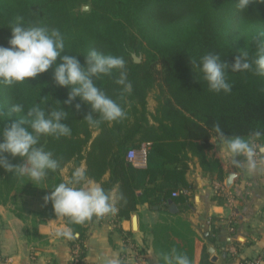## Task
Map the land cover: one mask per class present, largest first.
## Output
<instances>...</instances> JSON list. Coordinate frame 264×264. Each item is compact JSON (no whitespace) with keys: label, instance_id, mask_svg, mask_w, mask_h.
<instances>
[{"label":"trees","instance_id":"trees-1","mask_svg":"<svg viewBox=\"0 0 264 264\" xmlns=\"http://www.w3.org/2000/svg\"><path fill=\"white\" fill-rule=\"evenodd\" d=\"M236 3L237 0H0V46L8 47L9 22L22 16L27 24L58 28L67 47L61 55H76L82 65L91 49L123 56L132 84L131 93L121 95L114 78L102 77L96 82L121 105L126 116L93 128L83 119L88 114L96 118L98 113L91 112L79 98L65 104L68 89L54 82L50 67L35 78H26L24 84L0 85V114H6L0 119V128L17 119L10 111L12 103L31 106L46 95L45 108H58L59 102L68 113L61 122L71 128V135L59 140L41 138L40 143L60 161V168L48 173L51 187L63 181L64 168L69 169V177L74 167L83 165L89 178L100 182L105 190L118 185L116 214L128 218L139 200L135 189L141 186L138 176L142 174L148 182L155 177L162 180L154 189H145L144 199L166 209V201L178 186L188 187L184 180L188 153L202 160L210 137L215 136V124L222 127L225 135L247 137L256 130L264 132V77L250 71L232 73L229 67L226 71L232 91L214 93L192 68L191 59L198 61L209 52L219 54L229 65L241 48L248 51L250 59L254 57L253 37L264 31V3L253 0L246 10L237 9ZM132 53L141 57L140 62L133 61ZM150 94L156 101L154 112L147 109ZM76 104H80L79 110ZM141 141L151 145L146 169L142 170L126 159V152L138 148ZM3 155L12 164L22 163L19 157ZM106 173L109 176L104 179ZM20 185L12 173L0 168V204H6ZM175 200L187 202L182 193ZM52 211L50 202L49 209L40 214L52 216ZM85 225L86 222L70 226L77 233L70 243L71 249L77 250L75 264H84ZM218 235L219 228L212 223L209 240L213 242ZM199 264H212L205 244Z\"/></svg>","mask_w":264,"mask_h":264},{"label":"clouds","instance_id":"clouds-1","mask_svg":"<svg viewBox=\"0 0 264 264\" xmlns=\"http://www.w3.org/2000/svg\"><path fill=\"white\" fill-rule=\"evenodd\" d=\"M255 2L264 3V0ZM251 3L253 0H237L236 7L246 10ZM9 26L11 34L7 41L8 47L0 46V85L24 84L26 78H35L51 67L54 82L68 89L65 104L79 98L90 106L91 112L98 113L96 118L91 114L84 117L83 120L90 127L98 128L104 122H118L125 118L126 113L121 105L96 86L102 77H109L114 78V83L121 89V95L131 93L132 84L128 80L123 56L91 49L85 55V63L82 65L76 55H61L67 47L65 36L58 28L39 23L27 24L22 16H16L9 22ZM253 40L256 48L251 59L248 51L241 48L229 65L219 54L209 52L198 61L191 59L193 71L207 84L209 91L225 94L232 91V85L227 79L229 72L226 70L229 67L232 73L250 71L264 77V31L257 32ZM44 97L31 106L22 102L12 103L10 111L16 114L17 119L9 126L0 128V168L12 173L21 185L31 182L39 187L46 183L49 172L55 173L60 168V161L40 143L41 138L59 140L71 135V128L61 122L67 118L68 113L60 107L59 102L58 108L46 109L47 100ZM75 108L79 110L80 104H76ZM4 115L0 114V119ZM213 129L216 140L233 166L240 167L243 158L249 173L257 170V158L264 156V142H261L264 132L256 130L247 137L225 135L218 123ZM4 153L21 158L22 163H10ZM47 189L51 191L44 197L45 203L50 201L55 217L67 221L66 226L54 232L57 238L73 240L77 233L71 225L115 215L118 210V194L105 190L102 184L89 178L83 166L74 167L66 180ZM153 252L158 264H191L187 254L175 247L167 251L154 249ZM108 264L124 262L116 257L110 259Z\"/></svg>","mask_w":264,"mask_h":264},{"label":"crops","instance_id":"crops-1","mask_svg":"<svg viewBox=\"0 0 264 264\" xmlns=\"http://www.w3.org/2000/svg\"><path fill=\"white\" fill-rule=\"evenodd\" d=\"M147 101V109L154 112L156 103L149 101V96ZM208 142L201 161L191 153L185 161L188 187L179 185L175 192L185 195L186 203L176 202L177 196L169 197L175 212L170 211L168 200L166 209L149 203L144 199L145 189L163 182L156 177L148 182L141 174V186L135 189L139 200L128 218L115 214L86 222L83 263L108 264L118 257L124 264H158L153 250L175 247L187 254L191 264H199L205 244L212 264H240L255 256L264 264V156L257 158V170L249 173L243 158L240 167L232 165L215 136ZM61 176L63 181L68 178L67 168ZM108 176L106 173L104 179ZM117 188L116 184L110 191L117 193ZM49 207L50 201L39 206L11 197L0 204V264L71 263L77 251L70 247L72 240L53 235L66 226L65 219L55 217L53 211L52 216L40 214ZM133 216L136 230L132 228ZM212 223L219 228L213 242L209 240Z\"/></svg>","mask_w":264,"mask_h":264},{"label":"rangeland","instance_id":"rangeland-1","mask_svg":"<svg viewBox=\"0 0 264 264\" xmlns=\"http://www.w3.org/2000/svg\"><path fill=\"white\" fill-rule=\"evenodd\" d=\"M149 101L156 103L155 99L153 98V94L149 95ZM68 172H69V169L67 168V173ZM49 179L50 178L48 176V180L46 181V183L39 185V187L31 184V182H25V184L20 185L16 191L11 193V198L15 199L16 201H20L22 198H24L25 202H29L30 204L42 206V204L45 203L44 197L51 191V189H47V187H51V185L48 184ZM40 187H44V188H40ZM25 193H29V195L24 196Z\"/></svg>","mask_w":264,"mask_h":264},{"label":"built area","instance_id":"built-area-1","mask_svg":"<svg viewBox=\"0 0 264 264\" xmlns=\"http://www.w3.org/2000/svg\"><path fill=\"white\" fill-rule=\"evenodd\" d=\"M150 147V143H142L138 148H130L126 152L127 161L135 168H144L147 164V154ZM177 192H173L172 196H176ZM76 253L72 256L71 262L75 264ZM261 257L255 256L251 258L243 259L240 264H261Z\"/></svg>","mask_w":264,"mask_h":264},{"label":"water","instance_id":"water-1","mask_svg":"<svg viewBox=\"0 0 264 264\" xmlns=\"http://www.w3.org/2000/svg\"><path fill=\"white\" fill-rule=\"evenodd\" d=\"M87 6H83V9L84 10H87ZM132 59L134 62H140V56L132 53ZM232 178V175L229 176V179L227 180V183L229 184L230 183V179ZM168 203L170 204V211L171 212H175L176 211V206L175 204L173 203V201L171 199L168 200ZM132 228L133 230H136V220H135V216L132 217Z\"/></svg>","mask_w":264,"mask_h":264}]
</instances>
